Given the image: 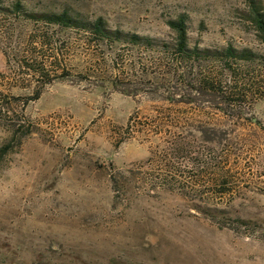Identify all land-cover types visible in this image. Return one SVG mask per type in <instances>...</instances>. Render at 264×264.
I'll use <instances>...</instances> for the list:
<instances>
[{"label":"rangeland","instance_id":"1","mask_svg":"<svg viewBox=\"0 0 264 264\" xmlns=\"http://www.w3.org/2000/svg\"><path fill=\"white\" fill-rule=\"evenodd\" d=\"M15 3L167 44L185 14L190 49L254 56L97 45ZM247 4L0 0V264H264V44Z\"/></svg>","mask_w":264,"mask_h":264},{"label":"trees","instance_id":"2","mask_svg":"<svg viewBox=\"0 0 264 264\" xmlns=\"http://www.w3.org/2000/svg\"><path fill=\"white\" fill-rule=\"evenodd\" d=\"M249 18L252 22L256 34L264 44V11L260 3L256 0H248ZM14 12L22 14L26 20L30 22H40L49 27H57L64 31L74 30L85 34L93 40L97 45H108L120 47L123 45H131L133 47L142 48L145 50L158 51L169 55L175 61H192L205 59L222 58L224 60H252L253 56L248 51H237L231 46L226 47L222 52H211L209 50H198L197 48L190 49L188 42V17L185 14L177 16L175 19L167 21V27L174 33L172 43H163L157 39L150 37L139 36L136 34L124 33L120 30H112L103 18L86 19L81 16L72 15L68 11L56 12H25L20 3H15ZM181 64V63H180ZM111 86L116 91H122L119 87V81L113 80ZM38 98V94L34 99ZM188 102V101H186ZM231 105L230 102L227 103ZM7 154L5 148L0 149V162ZM239 221V220H238ZM241 222V221H240Z\"/></svg>","mask_w":264,"mask_h":264}]
</instances>
